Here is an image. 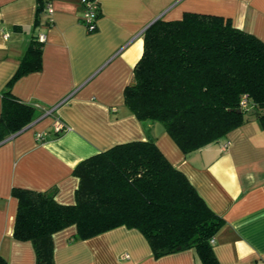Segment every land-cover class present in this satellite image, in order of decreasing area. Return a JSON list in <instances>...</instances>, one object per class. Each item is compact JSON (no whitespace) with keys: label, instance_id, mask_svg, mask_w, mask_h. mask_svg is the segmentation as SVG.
Wrapping results in <instances>:
<instances>
[{"label":"crops","instance_id":"1","mask_svg":"<svg viewBox=\"0 0 264 264\" xmlns=\"http://www.w3.org/2000/svg\"><path fill=\"white\" fill-rule=\"evenodd\" d=\"M48 1L53 13H42L35 27L37 0H0V107L32 38L44 34L41 69L15 81L11 93L46 110L0 143V258L36 264L31 243L13 239L12 189L53 191L57 203L72 205L78 186L72 171L80 161L152 138L223 220L212 244L217 264H264V125L255 111L249 107L245 122L225 138L184 155L164 130L158 137L153 125L147 131L123 98L151 23L185 12L215 15L264 42V0H97L93 32L81 23V0ZM55 119L67 127L60 135L52 129ZM38 133L46 136L37 141ZM75 234L72 225L52 235L53 264H201L193 249L154 257L136 229L118 227L87 240H73Z\"/></svg>","mask_w":264,"mask_h":264},{"label":"trees","instance_id":"2","mask_svg":"<svg viewBox=\"0 0 264 264\" xmlns=\"http://www.w3.org/2000/svg\"><path fill=\"white\" fill-rule=\"evenodd\" d=\"M46 1L37 0L35 27ZM42 45L32 38L1 93L0 143L46 112L11 93L15 81L41 69ZM123 98L147 131L161 124L184 155L225 138L245 122L249 107L264 125V42L220 16L185 12L178 20L158 19L143 32ZM72 174L78 179L72 205L57 203L53 191H11L13 239L31 243L36 264H53L52 235L72 225L73 240L126 227L144 236L156 258L164 250L193 249L201 264H217L210 240L223 220L152 138L114 145L80 161ZM0 264L7 263L0 258Z\"/></svg>","mask_w":264,"mask_h":264},{"label":"built area","instance_id":"3","mask_svg":"<svg viewBox=\"0 0 264 264\" xmlns=\"http://www.w3.org/2000/svg\"><path fill=\"white\" fill-rule=\"evenodd\" d=\"M81 4L83 7V16L81 19V23L86 28L88 32H93L96 29V20L99 15V4L97 0H81ZM44 13H46L48 16H50L53 13L51 4L49 1H46L44 3ZM48 25L51 23V20H47ZM7 36L6 34L4 35ZM37 41L40 43H43L45 41V35L44 34H38L36 36ZM242 107H246V101L243 100ZM53 132L56 135L62 134L64 131H66L67 127L62 123L60 120L55 119L52 125ZM46 136L45 133H38L36 135V140L40 141L43 139V137ZM228 143L225 145L227 146ZM213 238L210 240V244H213Z\"/></svg>","mask_w":264,"mask_h":264},{"label":"water","instance_id":"4","mask_svg":"<svg viewBox=\"0 0 264 264\" xmlns=\"http://www.w3.org/2000/svg\"><path fill=\"white\" fill-rule=\"evenodd\" d=\"M237 112L240 113L241 110L239 109V110H237ZM252 112H254V110H252ZM163 130L164 129H163V127H162L161 124L155 123L153 125V135H154V137H158L163 132ZM177 250H179V249H177ZM162 254L163 255H166V254H168V251L167 250H164Z\"/></svg>","mask_w":264,"mask_h":264}]
</instances>
